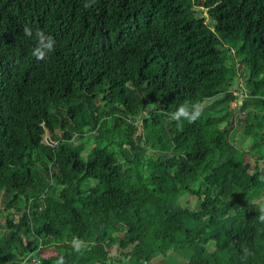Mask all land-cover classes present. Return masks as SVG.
<instances>
[{
  "label": "trees",
  "instance_id": "1",
  "mask_svg": "<svg viewBox=\"0 0 264 264\" xmlns=\"http://www.w3.org/2000/svg\"><path fill=\"white\" fill-rule=\"evenodd\" d=\"M239 152L264 161V0H0V264H264V169Z\"/></svg>",
  "mask_w": 264,
  "mask_h": 264
},
{
  "label": "rangeland",
  "instance_id": "2",
  "mask_svg": "<svg viewBox=\"0 0 264 264\" xmlns=\"http://www.w3.org/2000/svg\"><path fill=\"white\" fill-rule=\"evenodd\" d=\"M227 44H225L224 47H226ZM246 51V50H244ZM221 53H224L221 55L222 59H227V57H231L234 59L235 61V65L233 67V70L235 71L236 73V78H235V84H232L231 88H230V91L233 92L234 96H235V100H233L231 103H230V108L232 110V112H234L236 115H235V121L238 122V118H241V119H244V117L248 114H246V112L242 113L241 111V105L242 103L244 102V100L247 98V90L246 88L244 87V72H243V66L241 65V63L239 62V60L245 58V53H238L237 51L235 50H229L228 52H221ZM244 56V57H243ZM207 105L211 103V101H207L206 102ZM99 104V103H97ZM201 107H202V104H201ZM203 109V108H202ZM251 115L249 114V117ZM141 124V121H138L135 123V125L137 127H139ZM242 130L239 132L240 134L243 132L244 134L248 135L250 134V132L252 131V128H253V125H248L247 123H244V125L241 127ZM241 128H237V130L239 131ZM239 133H237L235 136V139H237V135H240ZM49 134H45V139L46 137H48ZM230 140H233V138L231 137ZM79 142V141H78ZM84 142L86 143V140H84ZM218 142H224L225 143V139L220 137L218 139ZM233 145L235 146L236 143L233 142ZM240 145H242L240 143ZM240 151V150H239ZM156 158V156H154ZM153 155H148L146 156L147 160H146V163L149 167H153L154 166V163H153V159H154ZM97 158H98V161L100 163H102V166H104V154L103 153H100V152H97ZM244 159H247L250 166H251V169L250 171L254 170V169H264V161H260V162H257L255 161L254 159H252L247 153L244 154V156H242V153L239 152L234 161L235 163H241L242 160ZM1 210H2V205H1V198H0V225H1V228H0V238L1 237H4L3 235H5L3 233V231H1L2 229V226L4 225V221L1 217ZM4 217V216H3ZM142 243L138 238L134 239L133 241L130 242V244H128L127 246V249L125 248V244L122 243L121 244V247L119 245H116V246H113L111 248L108 249V253H107V257H110L111 259L113 260H117L119 258V255H121V253H127V252H131V251H135L137 250L139 247H141ZM124 247V248H122ZM196 251H198V249H196ZM50 257V256H49ZM108 263V261H106ZM46 264H51V261H49L47 259L46 261ZM150 264H166V262L160 258H155Z\"/></svg>",
  "mask_w": 264,
  "mask_h": 264
},
{
  "label": "clouds",
  "instance_id": "3",
  "mask_svg": "<svg viewBox=\"0 0 264 264\" xmlns=\"http://www.w3.org/2000/svg\"><path fill=\"white\" fill-rule=\"evenodd\" d=\"M91 6V3H85V7ZM23 35L34 40L35 46L32 49V56H34L37 60H44L48 54L54 51L56 41L51 35L46 34L44 30L36 29L33 31L31 27L24 25ZM168 115L173 121L179 122L181 120H187L189 123H194L202 115V107L198 102L191 104L183 103L174 112H171ZM256 219L260 224H264V206L259 208V215ZM70 243L73 250L77 252H79L84 246V242L75 236L72 238ZM241 251L243 260H246L252 255V252L245 246L241 247ZM57 264H63V257H60V259L57 261Z\"/></svg>",
  "mask_w": 264,
  "mask_h": 264
},
{
  "label": "water",
  "instance_id": "4",
  "mask_svg": "<svg viewBox=\"0 0 264 264\" xmlns=\"http://www.w3.org/2000/svg\"><path fill=\"white\" fill-rule=\"evenodd\" d=\"M46 141L49 145H51L52 143L49 141L48 137H46Z\"/></svg>",
  "mask_w": 264,
  "mask_h": 264
},
{
  "label": "built area",
  "instance_id": "5",
  "mask_svg": "<svg viewBox=\"0 0 264 264\" xmlns=\"http://www.w3.org/2000/svg\"><path fill=\"white\" fill-rule=\"evenodd\" d=\"M38 262H35L34 264H37Z\"/></svg>",
  "mask_w": 264,
  "mask_h": 264
},
{
  "label": "bare ground",
  "instance_id": "6",
  "mask_svg": "<svg viewBox=\"0 0 264 264\" xmlns=\"http://www.w3.org/2000/svg\"><path fill=\"white\" fill-rule=\"evenodd\" d=\"M49 139V138H48ZM49 141H50V139H49ZM51 142V141H50ZM52 143V142H51Z\"/></svg>",
  "mask_w": 264,
  "mask_h": 264
}]
</instances>
